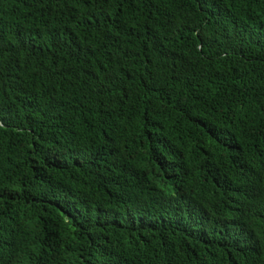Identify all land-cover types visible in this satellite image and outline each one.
I'll return each instance as SVG.
<instances>
[{"label":"trees","instance_id":"obj_1","mask_svg":"<svg viewBox=\"0 0 264 264\" xmlns=\"http://www.w3.org/2000/svg\"><path fill=\"white\" fill-rule=\"evenodd\" d=\"M0 264H264V0H0Z\"/></svg>","mask_w":264,"mask_h":264}]
</instances>
